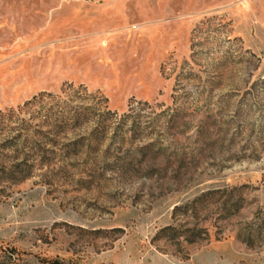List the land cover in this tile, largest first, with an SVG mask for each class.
Instances as JSON below:
<instances>
[{
  "label": "rangeland",
  "instance_id": "rangeland-1",
  "mask_svg": "<svg viewBox=\"0 0 264 264\" xmlns=\"http://www.w3.org/2000/svg\"><path fill=\"white\" fill-rule=\"evenodd\" d=\"M0 264H264V0H0Z\"/></svg>",
  "mask_w": 264,
  "mask_h": 264
}]
</instances>
